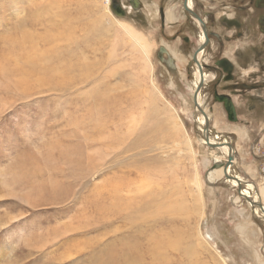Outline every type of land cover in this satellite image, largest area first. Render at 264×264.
<instances>
[{
    "label": "rangeland",
    "instance_id": "1",
    "mask_svg": "<svg viewBox=\"0 0 264 264\" xmlns=\"http://www.w3.org/2000/svg\"><path fill=\"white\" fill-rule=\"evenodd\" d=\"M101 2L0 0V264H93L97 256L104 259L108 254L114 264H123V255L115 253L125 247L129 254L131 246L138 264H160L149 257V238L152 242L158 234L182 229L194 245L197 225L205 239L196 248L197 264H264V217L218 177L226 158L201 141L203 127L192 103L195 79L185 63L197 46L196 38L189 54L177 59L182 65L179 74L157 58L161 46L175 54L174 29L167 27L164 36L154 18L146 23L138 18L142 15L128 19L150 45L151 71L143 70V56L117 25L110 35L91 31L94 23L104 20L96 14ZM178 4L168 0L165 8ZM11 47L23 56L21 61L27 54L52 57L53 78L37 75V85L16 84L20 75L13 70L17 55ZM55 55L64 64L77 63L82 73L65 71L53 60ZM217 56L212 51L205 59L213 62ZM212 84L205 82L199 94L210 120L209 135L229 141L236 155L247 149L252 162L259 160L254 183L264 203V106L257 111L256 103L246 102L238 113L245 101L235 102L240 117L228 121L219 104L206 100ZM169 105L183 128L177 146L165 128ZM186 133L195 152L192 158L184 145ZM159 168L165 188L173 189L182 206L171 218L158 216L165 210L157 209L158 203L147 200L146 208L136 191L138 181ZM129 169L131 189L117 195V179L125 181ZM236 172L233 163L230 173ZM125 193L134 201L128 204ZM179 218L188 219L185 227ZM161 238L164 256L168 238ZM177 252L167 262L186 264L189 259L184 260L180 247Z\"/></svg>",
    "mask_w": 264,
    "mask_h": 264
},
{
    "label": "flooded vegetation",
    "instance_id": "2",
    "mask_svg": "<svg viewBox=\"0 0 264 264\" xmlns=\"http://www.w3.org/2000/svg\"><path fill=\"white\" fill-rule=\"evenodd\" d=\"M120 1L115 4L112 0V3L118 11L116 14L122 18L124 10ZM127 1L129 0H124L125 4L129 6ZM146 1L150 3L151 10L147 17L139 14L142 16H138V18H141L145 23L153 18L156 19L164 36H166L167 27L174 29L172 42H177L175 53L178 56H175V65H180L177 59L181 60L183 55L189 54L192 40L196 38L197 46L188 55V60L185 63L189 64L192 70L195 67L200 75L197 87L200 81L201 87L197 99L200 92L205 89L203 77L205 74H209L213 84L206 100L209 99L210 103L219 104L228 121H230V116L226 109L227 103H230L233 109V122L240 117H238L239 111L243 108L246 109V102L256 103V108H253L257 111L261 105L264 106V0H225L221 2L173 0L179 3L176 8L175 6L165 8L168 0H159L158 3L155 0ZM168 10L171 16L167 15ZM195 23L203 38L200 44ZM163 47L157 49V58L167 66L168 63L164 59L169 52ZM199 51L202 52L201 57H203L201 65L197 60ZM212 51L218 56L213 62L207 61L205 55H210ZM175 69L180 74L181 66ZM175 69L171 68L170 70ZM185 77H187V72ZM258 95L261 96L258 98L256 97ZM200 100L202 101L201 98ZM235 102L244 103H241L242 107L239 108L238 113Z\"/></svg>",
    "mask_w": 264,
    "mask_h": 264
},
{
    "label": "bare ground",
    "instance_id": "3",
    "mask_svg": "<svg viewBox=\"0 0 264 264\" xmlns=\"http://www.w3.org/2000/svg\"><path fill=\"white\" fill-rule=\"evenodd\" d=\"M92 2H95L96 3V0H91ZM159 1V0H158ZM121 3V6L123 7L122 9L124 10V19L122 20H118V17H116L115 13L116 12V6L112 3V0H103L102 3V8L100 10L99 13H96L98 14L99 18H102L104 19L103 20V24L99 21V24H96L94 23V26L91 28V31H93V33L95 31H98V32H104V33H108L110 35V33L112 32L113 30V27L114 25H117L119 27L120 30H122L124 32V34L126 35L127 39L129 40V42L131 43V46H133L135 48V50H137L141 56H143V70L144 68L147 70V71H151V66H150V62H149V49H150V45L148 44V42L146 41V39L144 40V38L142 36H140L135 30V28L130 25L129 23H126V22H130V20L128 19H132L134 18L136 15H139V14H142L143 16L147 17L148 16V13L150 12L151 10V5L149 2H147L146 0H129L127 1L129 3V6H127L124 2V0H121L120 1ZM94 3V4H95ZM141 3V5H140ZM152 3V2H151ZM97 4V3H96ZM95 4V5H96ZM94 5V6H95ZM100 6V5H99ZM189 6H190V2H189ZM158 8V7H157ZM122 10V11H123ZM79 13V12H78ZM167 15L171 16L169 14V10L167 11ZM83 16V15H82ZM89 17V16H87ZM112 17L115 19L116 22H113L112 21ZM86 19V18H85ZM88 19V18H87ZM196 25V23H195ZM197 27V25H196ZM197 31H198V43L200 44L202 41H203V38H202V35H201V31H199V28L197 27ZM96 33V32H95ZM98 34V33H97ZM108 36V35H106ZM60 42V41H59ZM107 43V42H106ZM69 44V43H68ZM168 46V45H167ZM164 48V47H163ZM20 49V48H19ZM109 49V48H108ZM10 50H16L15 47H11ZM16 52V51H15ZM111 52V51H110ZM166 52V51H165ZM200 52V51H199ZM173 53H174V50H173ZM171 53V56L170 53L167 54L166 58L168 57V65L171 67V68H175V67H180V65L176 64L175 65V55ZM202 52H200L198 55H197V60H198V64H202L201 62H203L202 58ZM46 54V53H45ZM44 54V55H45ZM76 54V53H75ZM114 54V53H113ZM112 52L109 54V58L111 59L112 56H113ZM176 54V53H175ZM16 57L14 58V61H13V70L18 72L19 75H20V78L18 80H15V83L16 84H19L21 81L22 82H27V83H32V84H35L37 85V83H40L38 80H34L33 81V77L37 76V75H45L46 77L48 78H53L52 74H51V70L50 69V66H51V60H52V55L50 56L51 58L48 60V57L47 55L45 57H38L35 59L34 58H31L28 54L27 56H25L26 61H25V58H24V61H21L23 60V56L21 57H18V54L16 52ZM108 58V59H109ZM53 60H57L59 62V65L61 66H64V70L69 72L70 71H73V72H77V71H80L82 73V69L80 68V70H77V63H72V62H69L68 64H64L63 60H61L60 58H58L56 55L54 56ZM62 61V62H61ZM204 62H206V60L204 59ZM82 63V62H81ZM84 63V62H83ZM21 64V65H20ZM80 64V63H79ZM182 64V63H181ZM74 65H76V69L74 68ZM120 66V65H119ZM182 66V65H181ZM117 68V67H116ZM84 71V70H83ZM145 72V71H144ZM193 76H194V79H195V82H194V89L197 87V84H198V81L200 79V75L198 74L197 70L195 67H193ZM206 75V76H205ZM204 75V82H207L209 79H210V75L209 74H205ZM150 77V76H149ZM129 78V77H128ZM130 80L131 81H134L136 80V78L133 80V78H131L130 76ZM137 81V80H136ZM134 81V82H136ZM139 83V82H137ZM152 84V83H151ZM31 85V84H30ZM29 85V86H30ZM131 85V84H130ZM141 84H139L140 86ZM152 86V85H151ZM23 91V90H22ZM199 90L196 92V102H197V108H201V100H200V97L198 95V99H197V94H198ZM25 93V92H24ZM137 95V94H136ZM149 98V97H148ZM142 100V99H141ZM141 103V102H140ZM169 114H170V117H169V121L167 119V122H166V129L168 131H170L171 133L169 134L171 137L173 136V140L175 143L174 145H178V142L176 140H178V138L180 137V133H182V130L183 128L180 126V124H178L177 122V118L176 116H173L172 113L175 112V110L169 105ZM202 109V108H201ZM202 111H204L202 109ZM166 113V112H165ZM174 114V113H173ZM198 115V122L200 124L201 127H204V116H202L200 113L197 114ZM143 117V115H141ZM165 116H168L165 115ZM206 116V119L208 120V123H209V117L205 114ZM162 117V116H161ZM165 117L163 118V123L165 122ZM169 125V126H168ZM133 128V127H132ZM209 128V126H208ZM203 138H202V142L208 146V144L206 143V141L209 142L210 145H214L216 146L215 149H218L221 151V153H223V155L225 156V162L227 160V157H228V154L230 152V150L233 152V148L229 149L227 147V145L230 146V143L229 141H226V139L222 140V141H219L218 137H210L209 133H210V129H207L205 131H203ZM184 137L183 140H184V145L186 147V149L189 150V153H190V156L191 158L193 156H195V152H194V148L192 147V144H191V140L189 138V136L186 134H184ZM181 139H182V136H181ZM216 140H218V142H216ZM182 142V141H181ZM233 149V150H232ZM172 150V149H171ZM187 150V152H188ZM235 152V151H234ZM163 153V152H162ZM164 154V153H163ZM167 156V155H166ZM164 157V156H163ZM194 159V158H193ZM235 160V156H234V153H233V161H232V165H233V162ZM225 162H224V165H225ZM134 166L133 164L130 163V166ZM177 165V164H176ZM224 165L223 167L220 169V173L218 174V177L220 178V176H223V168H224ZM232 165L229 167L228 169V175L230 177H236L238 178V180H240L239 182L241 183V194L242 196L246 197L247 199L239 196L240 198H243L244 200H252V202L256 203V204H259L263 211H264V203H262L260 201V199L258 198L259 195H258V191L255 190V186L254 185H251V184H247L245 183L240 177H238L237 175L235 174H232L230 173V169L232 167ZM178 166V165H177ZM168 168V167H167ZM172 169V168H171ZM174 169V168H173ZM130 170V169H129ZM128 170V171H129ZM167 170V169H166ZM176 170V169H175ZM173 172V171H172ZM170 171V173H172ZM133 172L130 170L129 171V174L128 176H123V178L125 179V181L119 177L117 179V182H116V185L114 186L116 190V193L117 195L118 194H121L123 193L122 191H125V192H128L131 188H130V175L132 174ZM214 177L216 176L215 174H213ZM166 176V175H165ZM208 179V178H207ZM210 179H212L210 177ZM225 179V178H224ZM226 180V179H225ZM129 181V182H127ZM136 181V180H135ZM231 186L235 187L237 189V186H236V183L233 182V181H230V180H226ZM134 182V181H133ZM138 185L136 186V191H137V194H139L138 196H140L138 199H144L145 200V205H146V208L148 207V203H147V200L151 201L152 203H158L156 205L157 209L161 210L163 208H165V210H163L162 212H159L158 216L159 215H168V217L171 218L174 217L175 215L178 214L179 210H182V206H180L179 204V196L173 192V189H170L169 191L165 188V185H164V182L162 181V175L160 174V168L159 169H156V170H153V172L151 173V176H147L145 178H141L140 181H138ZM198 179H197V176L194 177V183L199 191V183H198ZM135 183V182H134ZM167 183V182H166ZM132 185L134 186V184L132 183ZM134 186V187H135ZM167 186V185H166ZM50 188V187H49ZM113 188V186H112ZM84 189V188H83ZM134 190V189H133ZM250 190H253V195L250 193ZM77 193V192H76ZM238 193V192H237ZM126 194V193H125ZM128 195L131 196V194L127 193ZM126 194V201H128L127 203L129 204L131 201H134L131 198H129V196ZM262 195H264V193L261 192ZM133 195V194H132ZM258 195V196H257ZM94 199V198H92ZM143 200V201H144ZM92 201V200H91ZM247 204L249 205V203L247 202ZM60 205V204H59ZM250 206V205H249ZM61 207V206H60ZM63 208V207H62ZM65 208V207H64ZM103 209V207H102ZM100 209V210H102ZM86 210V209H85ZM107 210V209H106ZM257 211V213L261 216L264 217V215L262 214V211L258 208L255 209ZM84 211V210H83ZM199 214V213H198ZM200 216H202V213L200 211ZM80 217V216H79ZM92 217V216H91ZM262 217V218H263ZM89 218V217H88ZM160 220L163 219V217H159ZM181 219V221H183V226L185 227V222L188 220V219H183V218H179ZM88 222V221H87ZM90 223V222H88ZM88 223H85V224H88ZM95 224V223H94ZM82 225V224H81ZM163 223H161L160 225H158L159 229H162L163 227ZM78 229V228H77ZM151 229V228H150ZM197 229V230H196ZM195 229V243L194 245L189 241L188 238L184 237L183 236V233H182V229H176V230H173V231H170L168 232L167 234L161 236L160 234H158V237L156 239H153L154 241H150V238H149V243H148V253H149V257H152L154 258V260L156 259L157 261L159 260L160 264L164 263L165 264H169L167 262L168 260V257L169 255L171 256L172 253H175L177 254L178 252V248L180 247L183 251V256H184V260L186 261L187 259L188 262H186V264H197V260L195 259V256H196V248L198 247V245L200 247H202L204 244H200L201 243H204L205 242V239L202 238L200 232L198 231V225ZM140 235V234H139ZM146 235V234H145ZM157 236V235H156ZM161 237H166L168 238L167 240V243H166V246L164 247V250L166 252V254L164 256L161 255V246L164 241V239H162ZM131 238V237H130ZM154 238V237H153ZM123 242V241H122ZM128 243H130V241H128ZM126 243V245L128 244ZM142 243V242H141ZM123 244V243H122ZM133 246H131V249L129 247L128 251L131 250V253L127 252V248H123L125 250H122L121 252L119 253H115V255L117 257H120L122 256V259L123 260V264H138L137 262V257L136 255L132 254V248ZM135 250V249H134ZM139 251V250H137ZM146 251V250H145ZM140 254H141V251H139ZM134 253H136L134 251ZM147 254V253H146ZM178 255V254H177ZM141 257V256H140ZM170 258V257H169ZM66 259V256H61V260H65ZM184 261V262H185ZM93 264H114L113 263V260H112V256L108 254V256L106 258H101L97 256V259L92 261ZM140 263V262H139Z\"/></svg>",
    "mask_w": 264,
    "mask_h": 264
},
{
    "label": "crops",
    "instance_id": "4",
    "mask_svg": "<svg viewBox=\"0 0 264 264\" xmlns=\"http://www.w3.org/2000/svg\"><path fill=\"white\" fill-rule=\"evenodd\" d=\"M235 160L234 164L237 168V176L240 177L243 181H245L247 184H251L255 186V190L259 191L258 184L256 185L254 182L258 177L259 174V168L257 166L258 159L255 160V162H252V159L250 155H248L247 149H243L242 151L239 150L238 154L234 152Z\"/></svg>",
    "mask_w": 264,
    "mask_h": 264
},
{
    "label": "water",
    "instance_id": "5",
    "mask_svg": "<svg viewBox=\"0 0 264 264\" xmlns=\"http://www.w3.org/2000/svg\"><path fill=\"white\" fill-rule=\"evenodd\" d=\"M200 87H201V81H200V84L198 85V87H197V89H196V91H195V94H196V92L200 89ZM194 94V107H195V109H196V111L198 112V113H200L202 116H204V127H203V131H205V130H207L208 129V120L206 119V116H205V114H204V111H202V109L201 108H197V102H196V100H195V98H196V95ZM226 109L229 111V116H230V118H229V120L231 121V122H233L234 121V115H233V109H232V106H231V104L230 103H227L226 104ZM206 143L208 144V146L210 147V148H216V146H214V145H210L209 144V142L208 141H206ZM227 147L229 148V149H231L232 147L231 146H229V145H227ZM233 150V149H232ZM233 153H234V150H233V152L230 150V152H229V154H228V157H227V160H226V162H225V165H224V168H223V175H224V178L226 179V180H230V181H233V182H235L236 183V186H237V192H238V194H239V196H241V197H243V198H245V199H247L246 197H244V196H242V194H241V183L239 182L240 180H238V178H236V177H230L229 175H228V169H229V167L232 165V161H233ZM247 202L249 203V205H250V207L252 208V209H256V208H258V209H260L261 211H262V214L264 215V211H263V209H262V207L259 205V204H256V203H254V202H252V200H247Z\"/></svg>",
    "mask_w": 264,
    "mask_h": 264
}]
</instances>
